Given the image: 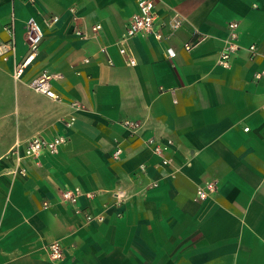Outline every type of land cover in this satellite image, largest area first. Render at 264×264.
<instances>
[{
  "label": "crops",
  "instance_id": "0c3cea01",
  "mask_svg": "<svg viewBox=\"0 0 264 264\" xmlns=\"http://www.w3.org/2000/svg\"><path fill=\"white\" fill-rule=\"evenodd\" d=\"M70 7L81 29L100 25L93 37L74 35ZM135 11V0H0V42L13 19L16 60L28 19L44 34L21 80L0 59V264H264V86L252 78L264 68V0H160L165 37L130 39L128 65L118 41ZM230 22L239 50L223 67ZM43 71L59 100L30 87ZM38 135L67 142L34 160L10 153ZM149 138L172 142L168 162ZM73 187L94 196L61 202Z\"/></svg>",
  "mask_w": 264,
  "mask_h": 264
},
{
  "label": "built area",
  "instance_id": "2783aa9c",
  "mask_svg": "<svg viewBox=\"0 0 264 264\" xmlns=\"http://www.w3.org/2000/svg\"><path fill=\"white\" fill-rule=\"evenodd\" d=\"M33 1V0H31ZM136 11L132 13L129 22L122 33L118 45L119 53L126 58L128 65L135 64V59L131 58L127 54V44L130 39L135 36H153L157 40H161L165 35L159 29L160 23L158 20L157 8L160 5V0H135ZM69 14L71 22L73 25V33L80 39L87 40L93 37L97 31L100 29V25L96 24L90 27L89 31L81 29L78 25V16L76 9L74 7L69 8ZM13 21V19H12ZM12 21L5 27L7 34L9 36L8 40L5 42H0V59L3 61H8L10 58L12 60V71L11 76L13 80H21L26 68L33 62L37 55V50L43 40V31L40 24L33 18L27 20L25 24V37H26V53L20 59L16 60V43L14 36V26ZM59 21L58 16H52L47 20L48 24H56ZM182 24V19L178 15H174L169 23L170 33L167 38L177 30ZM229 34L225 43L219 52L218 64L223 67H228L232 60V57L239 50L237 44L238 33L237 23L230 22L228 24ZM201 40L195 41L193 43H187L184 45L186 51H191L198 47ZM250 51L254 50V46L249 47ZM175 56V52L172 49H168L165 53L167 60L172 59ZM52 75L43 71L36 78L30 82V87L41 94H44L53 99L59 100V96L52 90L50 85V80ZM253 80L256 83H260L264 86V68H261L253 73ZM75 118L70 116L68 120L64 121L65 127H70ZM125 125L135 128L137 124L132 122H125ZM67 142L66 137L58 135L52 139H46L40 135L34 136L28 139L23 147L16 145L11 149L10 153L14 155L17 159H36L41 153L47 152L49 154H56L59 152L60 148L64 146ZM147 146L152 150V152L163 158L164 162H168L170 159L167 158V153L169 152L172 142L167 140L166 142H159L156 138H149L146 141ZM120 153V149H116L113 153V157L117 158ZM21 173H25V169H20ZM215 190V185L213 183H207L198 189V197L200 199H205L208 194ZM94 196L91 192H85L80 187H73L65 190L59 191L60 201L76 206L78 200L82 197L91 199ZM85 219L91 221L94 219L93 215H86ZM99 221L103 218L98 217ZM49 258L52 261H58L62 258L63 250L60 243L54 241L47 245L46 247Z\"/></svg>",
  "mask_w": 264,
  "mask_h": 264
}]
</instances>
